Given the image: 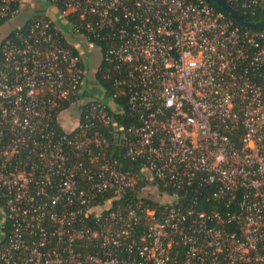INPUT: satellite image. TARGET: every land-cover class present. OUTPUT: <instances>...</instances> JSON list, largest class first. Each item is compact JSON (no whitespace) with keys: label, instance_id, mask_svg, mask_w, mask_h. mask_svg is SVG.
<instances>
[{"label":"built area","instance_id":"1","mask_svg":"<svg viewBox=\"0 0 264 264\" xmlns=\"http://www.w3.org/2000/svg\"><path fill=\"white\" fill-rule=\"evenodd\" d=\"M36 1L0 39V264H264V29L205 0ZM22 6L0 0V28ZM102 62L128 125L87 90Z\"/></svg>","mask_w":264,"mask_h":264},{"label":"trees","instance_id":"2","mask_svg":"<svg viewBox=\"0 0 264 264\" xmlns=\"http://www.w3.org/2000/svg\"><path fill=\"white\" fill-rule=\"evenodd\" d=\"M205 1H207V3L209 5H211L216 11L221 12L224 15L225 19L227 21L231 22V24L234 27L238 28V30L240 32H256V31H259V30H250V29H244V28L238 27L236 24H234L232 19L230 17H228L224 12H222V10L220 8H218L212 1H210V0H205ZM225 1L246 22L257 23V22L264 20V5L263 6H257L254 8L248 7L246 9H243L241 7H237L234 4L229 3L228 0H225ZM38 11L43 12L44 10L42 9V10H38ZM40 12H38V13L35 12L36 15L34 14L35 15V16H33L34 18L30 17L25 24L29 23L30 21H32L35 18L41 17ZM84 21H85V18L81 19L79 17V15L71 14V15L67 16L64 20L58 19L57 23H58L59 27L65 31L68 29V25L75 24L76 26L80 27L81 33L84 36H87V37H89L90 40L91 39L93 40V38L90 36V34L88 32H86V30L84 29V26H83ZM93 41L96 44H98L99 46L103 47L102 42H100L98 40H93ZM69 47L71 50H73V52L76 53V50L74 49V47H72L70 45H69ZM87 68H88V66H86V69ZM109 68H110V66L108 64L102 62L98 66L97 70L96 69L93 70V68L90 69L91 72L96 71L94 73V77H93V81H94L93 85L95 86L96 92L94 91V93H91L90 96L96 95V98L98 100H101L107 106L106 109H108V110H109V106L107 105V103H108L109 99L112 98L114 104L119 106L123 110L122 114H120V115L115 114L114 118L116 119V121L118 123L123 124V125H128L129 123L133 122V119L127 114L126 109H125L126 97L123 94H120L119 90L113 85L112 79L105 78V73ZM87 72L89 74V70H87ZM86 76L88 77L87 74H86ZM95 93H97L99 95H97ZM81 97L87 98V93H85ZM109 150H111L113 152L115 159L117 161H119V163L121 164L123 169H132V170L136 169L135 164H132L127 159H124L121 157V151L118 148H116V146L112 145V142H110ZM213 190H214V186H206V187L200 189L199 193L201 195L195 194L193 192H189V195L197 200L200 208H203L204 210H209L211 208V202L210 203L204 202L203 201L204 200L203 195L208 194L210 191H213ZM239 195H240V193L237 192L235 195L234 201H232L231 202L232 204H230V211H233V210L236 211L237 210L236 203H237V200L239 199ZM225 205H226V200H223L222 202H220L218 204L222 213L226 212ZM0 206H2L1 203H0ZM8 232H9V227L6 224L5 229H4V235L5 236L8 235Z\"/></svg>","mask_w":264,"mask_h":264},{"label":"rangeland","instance_id":"3","mask_svg":"<svg viewBox=\"0 0 264 264\" xmlns=\"http://www.w3.org/2000/svg\"><path fill=\"white\" fill-rule=\"evenodd\" d=\"M23 4L24 5H23L22 15H19L16 19H14L10 23H8V24H6V25H4V26H2L0 28V39H2L9 31L20 27L30 17L34 18L33 16L36 15L35 11H37V13H38V10H40V8H41L40 4H38V2L36 0H28V3H26V4H25V1H24ZM94 63H95V60H94ZM96 65L97 64L95 63L94 66H96ZM94 69L95 68H93V70ZM95 72H91L89 70V74H88V77H87V80H88L87 81V85H88V89L87 90L90 91L91 93H94V91L96 92L95 86L93 85V82H94L93 81V77H94V73ZM97 95H99V94H97ZM65 121H66V119H65Z\"/></svg>","mask_w":264,"mask_h":264},{"label":"water","instance_id":"4","mask_svg":"<svg viewBox=\"0 0 264 264\" xmlns=\"http://www.w3.org/2000/svg\"><path fill=\"white\" fill-rule=\"evenodd\" d=\"M218 8L222 10L228 17L232 19L234 24L238 27L250 30H263L264 29V20L257 23H249L243 20L239 14L225 1V0H210Z\"/></svg>","mask_w":264,"mask_h":264},{"label":"crops","instance_id":"5","mask_svg":"<svg viewBox=\"0 0 264 264\" xmlns=\"http://www.w3.org/2000/svg\"><path fill=\"white\" fill-rule=\"evenodd\" d=\"M24 1H25V4L28 3V0H23V3H24ZM22 12H23V6H22V10H21V14L20 15H22ZM22 25H24V23ZM4 223H5V212H4L3 208L0 206V241L3 238V232H2V228L1 227L4 225Z\"/></svg>","mask_w":264,"mask_h":264}]
</instances>
